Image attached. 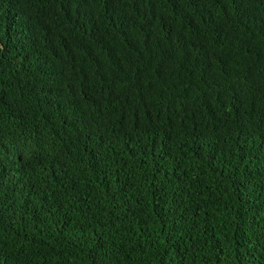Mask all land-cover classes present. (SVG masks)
Segmentation results:
<instances>
[{
  "label": "trees",
  "instance_id": "16d2710c",
  "mask_svg": "<svg viewBox=\"0 0 264 264\" xmlns=\"http://www.w3.org/2000/svg\"><path fill=\"white\" fill-rule=\"evenodd\" d=\"M0 264H264V0H0Z\"/></svg>",
  "mask_w": 264,
  "mask_h": 264
}]
</instances>
